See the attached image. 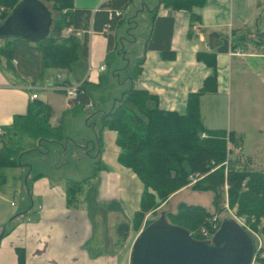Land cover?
<instances>
[{
    "label": "crops",
    "instance_id": "obj_1",
    "mask_svg": "<svg viewBox=\"0 0 264 264\" xmlns=\"http://www.w3.org/2000/svg\"><path fill=\"white\" fill-rule=\"evenodd\" d=\"M104 1L72 0L74 8L90 11L86 30L87 56L80 81H76L72 76L70 78V75L68 76L64 71L49 69L42 80L31 85L29 79L21 81L15 78L11 72L2 68L4 62L0 63V129L2 131L0 141L2 137L5 139L10 136L6 131L10 129L13 117L26 113L28 106L31 105L32 99L29 96L32 92L37 96L35 99L49 106L51 114L47 124L51 127L59 126L61 133L59 141H61L68 137L65 135L62 123L71 122L77 117L79 109L91 107L89 91L93 92L100 85L110 84L116 80L117 72L122 68L126 67L129 72L125 75L129 87L132 85L156 95L160 109L178 113L184 112L187 94L197 91L205 78L214 75L215 90L204 92L198 100L202 126L211 130L233 131L237 145L234 146L227 141L231 152H228L227 156L236 158L239 168L263 169L264 151L262 153V148H259L261 152L256 154L245 142L249 135L246 134L244 122L250 118L247 119L242 108H235L234 118H231L230 114L226 113V96L232 93L233 89L239 88L244 78H247L244 83L247 88L253 85L264 88V50L247 48L245 50L244 46L237 45L244 39L246 42H251V38L244 37L241 41H235L237 36L246 32L253 35L255 45H263L264 21L259 18L261 14L264 17V0H204L202 6L191 8V12L199 18L192 23L193 27L192 25L189 27L187 11L182 9L171 11L172 25L169 36L171 55H167L169 52L162 54L163 52L157 49H144L145 41L151 31L153 9L157 7L156 16L162 17L168 14V9L160 6L157 0H131L129 7L111 29L102 27L101 30H95L91 25V14ZM121 26L124 34L122 32L115 34V29ZM78 32L80 35L81 31ZM107 35L110 37L109 46ZM226 38L227 43L233 47H227L224 51L216 50L221 40ZM125 43L136 45L139 49L137 53L131 50L135 58L132 66L127 62L123 52ZM198 51L214 55V68L196 59L195 55ZM139 60V72L135 74V78L130 79ZM124 61H126L125 65H123ZM57 75L61 81L65 75L69 77V83L65 85L81 83L84 80L82 89L87 94L88 103H71L69 99L72 97L67 96L59 88ZM28 85L38 89H29ZM79 87L77 92L80 91ZM263 93L264 90L261 91V94ZM116 95L110 96V99L113 101L119 97L118 94ZM261 124L256 127V134L260 139L261 135L264 136ZM92 129L95 131L94 128ZM94 133V139L89 141L90 148L95 150V154L89 155L83 151L84 148H88V144H78L83 139L80 135L77 138L78 142L72 140L71 144L64 145L62 150L66 155L70 154L72 158L77 159L75 150L71 151L73 145L89 155L94 169L93 178L97 174L100 176V182L96 187V200L99 202V200L116 199L123 213H125V204L128 206L132 217L134 211L138 209L142 185L129 168L117 162L118 147L114 143V131L103 128L97 135L98 141ZM30 139L35 140L34 146H39L40 142L37 138ZM50 141L58 142L51 138L45 142ZM46 152L36 147L25 146L17 155L16 165L6 167L13 169L11 179L15 186H19L22 180L25 183L23 200L25 206L11 216L9 214L0 216V222L11 218L8 223L9 228L7 226L8 230H4L0 237V264H17L16 249L23 256V264H128L130 249L129 247L125 249L124 238L120 245L116 234H114L115 238L110 235L108 249L104 250L103 247L106 238L102 234V226L108 221V226L114 229L117 216L122 217L123 213L108 209L107 214L102 215L96 208L88 210L85 201L86 192L82 191L90 181L86 180L87 177L71 180L61 175L56 164L51 166L52 169L48 168L40 162L46 159ZM25 156L30 157L22 160ZM69 164V160H66L63 165ZM4 181V176L0 175V185ZM79 181L82 182L81 190L75 193L71 204H67L65 191L68 184ZM128 225L130 229V224Z\"/></svg>",
    "mask_w": 264,
    "mask_h": 264
},
{
    "label": "trees",
    "instance_id": "obj_2",
    "mask_svg": "<svg viewBox=\"0 0 264 264\" xmlns=\"http://www.w3.org/2000/svg\"><path fill=\"white\" fill-rule=\"evenodd\" d=\"M18 0H0L3 11L0 21L8 14ZM52 14V22L47 36L39 41L30 42L19 38L0 39V56L4 58V70L11 72L21 81L29 79L31 85L42 80L47 70L64 71L68 76L81 80L84 61L87 56V26L90 11L73 7L72 0H41ZM158 4L168 9L166 16H156L152 11L150 34L145 41V48L157 49L165 54L169 52V36L172 25L171 11L185 10L189 13V27L199 18L191 12L193 6L200 7L204 0H157ZM131 0H105L91 14V25L95 30L102 27L109 30L129 7ZM142 6L144 4L142 3ZM115 11L118 14H115ZM64 28H69L67 36L61 35ZM76 31H81L75 36ZM110 45V37L107 35ZM233 45L227 38L221 40L216 50L224 51ZM167 55H171L170 52ZM164 55V56H167ZM196 59L214 68V55L196 52ZM140 60L136 64L130 79L139 72ZM65 75L61 84L69 83ZM214 75L203 81L195 92L187 94L183 113L163 110L158 107L157 97L148 91L130 86L112 101L108 109L102 112L97 127V135L103 129L114 131V143L118 147L117 162L129 168L142 185L138 209L134 211L130 228L139 230L153 219L142 220L147 212L165 202L169 195L184 187L189 176L196 180L190 185L191 190L212 193L211 205L214 213L198 204L177 202L174 212H164L168 222L186 229L193 238H199L196 230L207 223V219L223 210L224 193L226 205L234 208L235 214L243 216L249 225L259 232L262 246L253 249V262L264 264V168L249 170L237 167L236 158L227 157L226 142L237 145L233 131L207 129L199 118V96L215 90ZM69 99L71 103H88L83 91ZM50 108L38 99H32L24 115H16L10 127V136L0 141V167L16 165L17 155L22 148L18 142L12 143L11 135L26 134L40 141L48 138L60 143L59 126L47 124ZM6 131V133L9 132ZM204 137H200V133ZM5 136V135H3ZM11 142V143H8ZM227 160L226 165L222 161ZM223 184L226 186L223 191ZM82 182H70L65 195L67 204H71L75 193L81 190ZM142 225V226H141ZM129 228L126 222H119L115 231L117 236H125ZM17 264H23V256L16 249Z\"/></svg>",
    "mask_w": 264,
    "mask_h": 264
},
{
    "label": "rangeland",
    "instance_id": "obj_3",
    "mask_svg": "<svg viewBox=\"0 0 264 264\" xmlns=\"http://www.w3.org/2000/svg\"><path fill=\"white\" fill-rule=\"evenodd\" d=\"M51 13L53 14V12ZM259 19L260 20L263 19L264 21L263 14H261ZM125 20H126V17H125ZM123 23L121 25H123ZM114 32L115 34H118L121 32L122 34H124L122 26L117 27ZM69 33H70L69 28H64L61 31V35L63 36H67ZM74 35L79 36V35H76L75 33ZM244 37L251 38V42L244 41L245 40ZM242 39H244L242 43L241 44L239 43L237 45L244 46L245 50L246 48L256 49L259 51L264 50V43L261 46L255 45V42L253 41L254 37L251 33L247 34L245 32L241 36H237V38H235V41L238 42V41H241ZM2 44L3 43L0 41V47L2 46ZM131 50H134V53H137L139 49L138 47H136V45L125 43L123 47V52L126 55L125 57L127 58V62H129V64L132 66L133 62L135 61V58L133 57V54H132L133 51ZM2 62H4V58L0 56V63ZM125 62L126 61L123 62V65L126 64ZM3 65L4 64H2V66ZM131 66L129 67V69L131 68ZM128 73L129 72L126 69V67L122 68L121 70H118L117 72L118 76L116 80H113V82H111L110 84H103V81H102L103 85H100L98 88L94 89L93 92L89 91V94H90L89 96H90V101H91L92 106L87 107L85 109H79L77 117H75L71 122L64 121L62 123L63 124L62 128L66 133L65 135H67L68 137L65 139L63 138L60 141V143L57 142L58 143L57 144V143H52L51 141L50 142L40 141L39 146L37 145L34 146L33 144H35L34 143L35 140L30 139L31 137H29L26 134H20V132H18L17 134L13 132L14 135H11L10 137V139L13 140L12 143L18 142L21 148L25 146H29V147L31 146V147H36L38 150L42 152L43 150L44 151L46 150L47 151L46 152L47 154L45 156L46 159L40 162L45 164V166H47L50 169H52L51 166L56 164V167L57 166L59 167V170H60L59 172L61 173V175L71 180L72 179L81 180L82 178L87 177L86 180H89L90 183H88L87 186L84 187V190L82 192H86L85 201L88 204V210H91L92 208H96L97 211H99V214H102V215L107 214L106 212L108 209L117 210L120 213H123V212L121 210L119 202L116 201V199H107L106 201L99 200L98 202L95 198L96 187L98 183L100 182V179H99L100 176H98L97 174L93 178L94 169L92 168L93 164L91 162V159L89 158V155L95 154V150H92L90 148L89 140L94 139V135H93L94 131L92 128H94L96 132V129L99 126V118H100L101 111L106 110L109 106V103L112 101V99H110V96L111 97L117 96L116 94H118L119 96L121 92L129 88L127 78L125 76ZM246 80L247 78L242 79L243 82L241 86L239 88L233 89L232 93L226 96V113L228 115L230 114L231 118H234V115L236 113L235 108H242V111L246 115L247 119L250 118V120H247V122H244L245 128H246V134L248 133L249 135L247 136L246 138L247 140L245 141L246 145L252 150H254L256 154H259L261 152L259 148H262V153L264 151V136L261 135L260 136L261 139L258 138L259 135L256 134L257 133L256 127H258L262 123L261 127L264 130V93L261 94V91L264 90V88H259L256 85H253V87L247 88L246 86H244V83ZM258 90H260V92H258ZM8 133H11V131H9ZM79 135L83 137V139L80 142H78L77 140ZM6 140L8 139L5 138V141ZM72 140H77L76 142H78V144L81 143L80 145L88 144V148L87 149L84 148L83 151L89 153V155L81 151L79 147L77 146L75 147L73 145H71V151L75 150L76 156L78 158L77 159L72 158L70 154L66 155L64 151L62 150V147L64 145L66 146L67 144L70 145L71 144L70 141ZM8 143H11V142H8ZM229 144H227L226 142L227 151H230V149L228 148ZM29 153H36V152H29ZM29 157L30 156H25L22 158V160L28 159ZM66 160H69L70 164L67 166H64L63 164L65 163ZM104 168L108 169L107 167H104ZM12 170H13L12 168L0 167V175H3L5 178V181L0 185V216L2 215L6 216L7 214L11 216L12 214L18 212L19 210H22V208L25 206V204L23 203V200L25 199V190H24L25 183L22 180L19 186L18 185L15 186L16 184L14 185L11 179ZM103 177L104 176H102V178ZM188 179H189V182L184 187H182L180 191L176 193L173 192L174 194L172 195L170 194L171 196L169 195L168 199L165 202L158 205L154 209L153 213L147 212L143 217L142 224L144 220L154 219L161 213L174 212L177 202H184L186 204H198V205L203 206L206 209H209L208 211L210 213H214V210L211 205L212 193L209 191L191 190L190 185L196 180V178H194V176H189ZM135 181H137L138 184L140 185L137 179ZM225 187L226 186L223 184V191ZM223 195H224V199H223L224 201L222 204L223 210L218 213H215L217 218L220 219L221 221L223 217L229 214H234L235 216H239L235 214L234 208H229L226 205L225 193ZM10 202H12V204H10ZM34 205H36V201H34ZM122 215H123L122 217H120L119 215L117 216L118 219L116 221V225L119 222H126L130 224L131 213L126 204H125V213H123ZM4 222L5 221L0 222V229L2 225L4 224ZM243 222H244V225L250 230V232L248 231L249 233L248 235L250 236L252 240L253 249L255 248L256 250H259L260 247L262 246L261 235L259 234L258 231H256L249 225V223L245 220V218L243 219ZM116 225L114 226V229H113V227L108 226V221H107V223H104V225L102 226L103 227L102 234L104 235V238H106V241H105L106 243L103 245L104 250H107L109 247L108 243H109L110 235H112V237L115 238L114 234H116V231H115ZM6 229L7 227L5 228V230ZM113 230H114V233H113ZM138 231L133 230L132 228L130 229L128 228L125 236L120 237V236H117L116 234V236L119 238L118 239L119 244L121 245L123 243L122 241H124L125 239V243H126L125 249H127L128 247L130 249L131 242L135 238ZM252 264H256V263L252 261Z\"/></svg>",
    "mask_w": 264,
    "mask_h": 264
},
{
    "label": "water",
    "instance_id": "obj_4",
    "mask_svg": "<svg viewBox=\"0 0 264 264\" xmlns=\"http://www.w3.org/2000/svg\"><path fill=\"white\" fill-rule=\"evenodd\" d=\"M52 17L41 0H18L0 21V39L42 40ZM10 219L2 225L0 237ZM253 252L248 233L228 216L222 218L210 239L199 240L161 213L137 232L128 264H252Z\"/></svg>",
    "mask_w": 264,
    "mask_h": 264
},
{
    "label": "built area",
    "instance_id": "obj_5",
    "mask_svg": "<svg viewBox=\"0 0 264 264\" xmlns=\"http://www.w3.org/2000/svg\"><path fill=\"white\" fill-rule=\"evenodd\" d=\"M3 7L0 6V15L3 11ZM115 14H118L117 11H115ZM193 27V25H192ZM76 35L79 34V32H75ZM57 84H59V88L62 89L65 94L69 97H74L76 95V92L78 90V87L80 85V82H76L73 83L71 85H63L61 84V79L60 77L57 75ZM29 89H38V87H33V86H27ZM37 96L35 93H31L29 98L30 99H35ZM1 129H0V134H1ZM200 136L204 137L205 134L202 132L200 133ZM227 160L222 161V165H226ZM10 204H12V202H10ZM230 215V216H229ZM227 215L228 217L232 218L246 233H248V231L250 232V230L244 225L243 216H235L234 214H229ZM238 217V218H236ZM220 224V219L217 218V216L215 214H212L208 219H207V223L204 225H201L200 227H198V229L196 230V234L198 235L199 240H207L210 239L211 236L213 235V233L217 230L218 226ZM249 234V233H248Z\"/></svg>",
    "mask_w": 264,
    "mask_h": 264
}]
</instances>
